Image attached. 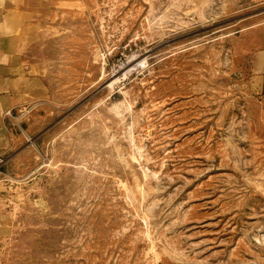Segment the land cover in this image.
Here are the masks:
<instances>
[{
  "label": "rangeland",
  "instance_id": "374dc122",
  "mask_svg": "<svg viewBox=\"0 0 264 264\" xmlns=\"http://www.w3.org/2000/svg\"><path fill=\"white\" fill-rule=\"evenodd\" d=\"M8 2L0 264H264V0Z\"/></svg>",
  "mask_w": 264,
  "mask_h": 264
},
{
  "label": "crops",
  "instance_id": "0c3cea01",
  "mask_svg": "<svg viewBox=\"0 0 264 264\" xmlns=\"http://www.w3.org/2000/svg\"><path fill=\"white\" fill-rule=\"evenodd\" d=\"M8 3V0H0V131L3 129V113L14 105L10 83L15 80L12 75L17 72L16 38L8 31L9 20L11 19L6 13Z\"/></svg>",
  "mask_w": 264,
  "mask_h": 264
},
{
  "label": "bare ground",
  "instance_id": "6f19581e",
  "mask_svg": "<svg viewBox=\"0 0 264 264\" xmlns=\"http://www.w3.org/2000/svg\"><path fill=\"white\" fill-rule=\"evenodd\" d=\"M98 57H99V56H98ZM96 58H97V57H96ZM101 71H102V70H101ZM123 77H124V76H123ZM120 78H121V77H120ZM111 85H112V84H111ZM111 85H110V86H111ZM125 96H126V95H125ZM121 105H122V104H121ZM121 108H123V107L121 106ZM112 110L115 111L117 115H119V114L121 113V111H120V110H121V109H120V104H119V106H118V104H117L116 106H114V107L112 108ZM112 110H111V111H112ZM136 148H137V147H136ZM139 151H142V149H140ZM141 155H142V154H141ZM154 176H155V175H154ZM137 190H138V189H137Z\"/></svg>",
  "mask_w": 264,
  "mask_h": 264
}]
</instances>
